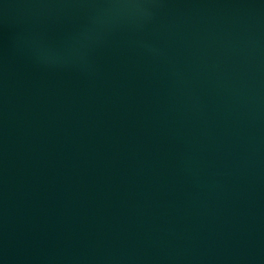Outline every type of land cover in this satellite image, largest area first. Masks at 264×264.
I'll return each instance as SVG.
<instances>
[{
	"label": "water",
	"instance_id": "water-1",
	"mask_svg": "<svg viewBox=\"0 0 264 264\" xmlns=\"http://www.w3.org/2000/svg\"><path fill=\"white\" fill-rule=\"evenodd\" d=\"M0 264H264V0H0Z\"/></svg>",
	"mask_w": 264,
	"mask_h": 264
}]
</instances>
